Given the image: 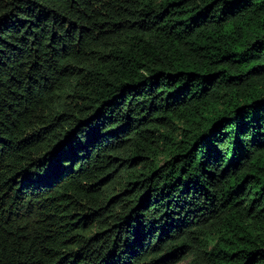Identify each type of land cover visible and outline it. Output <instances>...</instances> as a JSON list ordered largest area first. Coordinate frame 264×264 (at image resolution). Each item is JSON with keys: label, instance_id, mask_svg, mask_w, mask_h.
<instances>
[{"label": "trees", "instance_id": "obj_1", "mask_svg": "<svg viewBox=\"0 0 264 264\" xmlns=\"http://www.w3.org/2000/svg\"><path fill=\"white\" fill-rule=\"evenodd\" d=\"M264 264V0H0V264Z\"/></svg>", "mask_w": 264, "mask_h": 264}, {"label": "rangeland", "instance_id": "obj_2", "mask_svg": "<svg viewBox=\"0 0 264 264\" xmlns=\"http://www.w3.org/2000/svg\"><path fill=\"white\" fill-rule=\"evenodd\" d=\"M187 261H188V259H184V260L180 261V262L177 263V264H187Z\"/></svg>", "mask_w": 264, "mask_h": 264}]
</instances>
